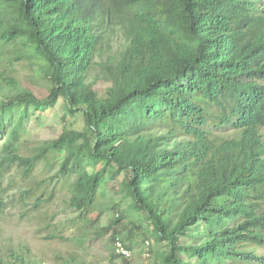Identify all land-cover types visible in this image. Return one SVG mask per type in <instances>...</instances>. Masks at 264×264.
<instances>
[{
    "label": "trees",
    "instance_id": "16d2710c",
    "mask_svg": "<svg viewBox=\"0 0 264 264\" xmlns=\"http://www.w3.org/2000/svg\"><path fill=\"white\" fill-rule=\"evenodd\" d=\"M37 72L44 97L24 84ZM53 108L62 132L27 140ZM0 130V264H99L97 209L96 235L132 252L109 264H131L144 223L150 264H264V0H0ZM115 176L127 210L99 202ZM61 192L91 215L71 239L52 227ZM11 206L75 248L39 259L4 234Z\"/></svg>",
    "mask_w": 264,
    "mask_h": 264
},
{
    "label": "rangeland",
    "instance_id": "374dc122",
    "mask_svg": "<svg viewBox=\"0 0 264 264\" xmlns=\"http://www.w3.org/2000/svg\"><path fill=\"white\" fill-rule=\"evenodd\" d=\"M24 84L30 87L40 97H44L48 94V79L43 77V75L38 74V72L36 74H33L30 81L26 80ZM104 85H106L105 82H100L96 85V88L102 90ZM62 114L63 111L60 108H53L46 112H37L36 114H34V116L32 115L31 118L25 120V125L30 131L27 140H31V142L37 143V141L42 142L46 139L57 137L62 132L65 125ZM72 126L77 129L83 128L84 122L82 118H77L76 123H74V125ZM5 135V133L3 134V130H0L1 150H3L2 147L6 141ZM100 167L101 165L97 166V168ZM54 170L55 169H53V171ZM56 172L57 169L51 174L52 176H54V178ZM107 176H110V174L107 173ZM121 181V176H115L106 180L105 187H102L99 193V202L102 205L108 207L110 203L109 201L113 198L116 200V203L120 202L125 210L128 209L129 201L121 200L122 195L119 191ZM64 194L65 192L60 193L59 197L57 198V202L53 206L55 218L52 220V227L57 231L59 230L60 233L69 238L80 234L82 228H86L85 218L86 216H89L88 221L90 222L91 215H87L83 211L69 206V197ZM100 211L101 210L97 209L94 214L95 216H99L98 219L94 220L96 227L89 230V238H87L86 240V245L87 247H89V252H87V254L85 255L88 261H96L99 264H109L105 257H108L113 252H116L117 254L119 252L116 248V242L114 243L112 239H110L113 233L112 230L104 231L100 233L99 236L96 235L97 232H100L101 228L103 230V228L105 226H108L112 221V212H109L106 209L103 212ZM132 219L134 221H137V223L139 222V219L136 215ZM2 222L5 228L4 234L13 235L15 237V241L24 240L30 242L31 246L36 250L39 259H42V253H52L53 249L75 248L72 245L73 241L71 240L64 241L56 239L53 241H48V239L44 238L43 236L47 234V231L43 230L42 232H38V222L36 225L35 222H25L23 218H20L19 209L17 206H11L6 210ZM143 225H140V228L135 232L136 236L134 237V240L136 243L133 252L134 256L130 257L131 264H150L154 261L153 256L149 255L150 252L148 250L150 245L151 247L154 246L153 235L150 234V232L146 229L148 224L144 223Z\"/></svg>",
    "mask_w": 264,
    "mask_h": 264
},
{
    "label": "built area",
    "instance_id": "2783aa9c",
    "mask_svg": "<svg viewBox=\"0 0 264 264\" xmlns=\"http://www.w3.org/2000/svg\"><path fill=\"white\" fill-rule=\"evenodd\" d=\"M116 248H117L118 252L122 253L123 255H126V256L132 255V252L130 250L126 249L123 246L122 242L119 240L116 242Z\"/></svg>",
    "mask_w": 264,
    "mask_h": 264
}]
</instances>
